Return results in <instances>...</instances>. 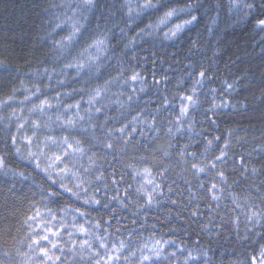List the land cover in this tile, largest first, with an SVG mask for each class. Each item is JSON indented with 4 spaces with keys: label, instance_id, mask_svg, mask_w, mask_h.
<instances>
[{
    "label": "trees",
    "instance_id": "16d2710c",
    "mask_svg": "<svg viewBox=\"0 0 264 264\" xmlns=\"http://www.w3.org/2000/svg\"><path fill=\"white\" fill-rule=\"evenodd\" d=\"M0 264H264V0H0Z\"/></svg>",
    "mask_w": 264,
    "mask_h": 264
}]
</instances>
